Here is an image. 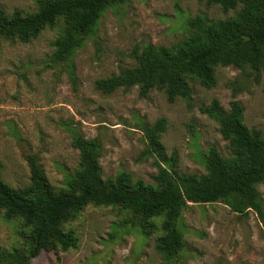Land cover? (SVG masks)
I'll list each match as a JSON object with an SVG mask.
<instances>
[{
  "label": "rangeland",
  "instance_id": "obj_1",
  "mask_svg": "<svg viewBox=\"0 0 264 264\" xmlns=\"http://www.w3.org/2000/svg\"><path fill=\"white\" fill-rule=\"evenodd\" d=\"M7 15H31L37 0H0ZM233 15L207 0H121L98 13L86 31H75L63 18L29 42L6 38L0 47V178L11 187L29 185L28 155H36L55 191L78 174L100 167L104 179L128 172L134 181L159 187L158 166L172 174L205 175L206 154L215 146L231 149L210 110L216 99L223 111L238 100L244 123L264 132V74L247 65L217 66L216 83L205 88L188 80L189 94L168 102L163 90L142 94L141 86L105 94L95 81L135 66L148 50L155 56L193 42L203 43L215 22ZM77 44L70 61L54 64V44L65 35ZM161 122V148L148 147L147 135ZM77 137L96 146L75 147ZM261 213L232 210L230 200L197 203L185 199L176 218L183 247L174 258L161 249L166 213L141 220L119 206L89 204L62 230L72 245L41 251L28 264H264V180L256 185ZM67 206H45L55 220ZM21 219L0 213V254L24 250Z\"/></svg>",
  "mask_w": 264,
  "mask_h": 264
},
{
  "label": "trees",
  "instance_id": "obj_2",
  "mask_svg": "<svg viewBox=\"0 0 264 264\" xmlns=\"http://www.w3.org/2000/svg\"><path fill=\"white\" fill-rule=\"evenodd\" d=\"M37 1L38 9L31 15H7L0 9V47L6 38L29 42L62 18L73 30L86 31L94 24L100 10L121 0ZM207 1L226 11L232 10L233 15L211 25L205 42H190L178 50L166 51L161 57L145 50L137 56L135 66L97 79L95 88L105 94L135 85L141 86L142 94L157 88L165 92L168 102H173L189 94L188 80L205 88L213 87L217 66L245 64L264 74V0ZM76 44V37L70 34L57 40L51 62L67 64ZM210 110L217 118L222 138L229 144L230 155L225 156L217 147H210L206 154V173L202 176L175 175L159 165L158 188L148 186L142 180L134 181L125 171L114 178L104 179L100 167L94 165L78 174L67 188L55 191L37 156L28 155V186L11 187L0 178V213L6 219H21L30 228L29 234H22V244L26 248L0 254V264H28L41 251L57 252L69 248L72 239L61 225L89 204L119 206L141 220L166 213L169 221L161 249L170 259L176 257L183 247L176 218L185 199L197 203L225 199L230 200L233 211L242 213L252 208L261 213L262 200L256 185L264 180V132L251 129L244 123V108L238 100H231L228 111H223L219 102L213 99ZM161 130V122L150 130L147 135L149 148L156 151L161 148ZM73 145L94 148L96 142L77 137ZM59 205L67 206L60 219L55 220L40 212L42 207Z\"/></svg>",
  "mask_w": 264,
  "mask_h": 264
}]
</instances>
